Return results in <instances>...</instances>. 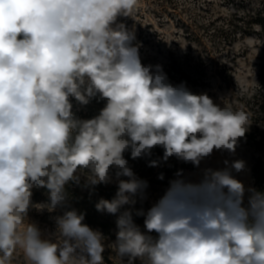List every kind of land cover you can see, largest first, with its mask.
Listing matches in <instances>:
<instances>
[{"label":"clouds","instance_id":"9594fccd","mask_svg":"<svg viewBox=\"0 0 264 264\" xmlns=\"http://www.w3.org/2000/svg\"><path fill=\"white\" fill-rule=\"evenodd\" d=\"M137 6L0 0V264H11L18 248L30 264H104L102 233L75 210L56 217V242L33 223L22 227L34 188L49 190L41 208L53 211L81 177L87 188L117 185L96 209L117 216L113 248L128 264H264V192L233 176L243 160L205 169L199 183L170 181L151 208L135 212L144 231L134 222L132 206L148 184L124 153L135 160L160 147L163 156L150 167L170 157L198 167L214 151L234 153L251 123L243 106L221 108L171 84L162 66L142 64L134 32L116 23ZM72 98L105 105L75 120Z\"/></svg>","mask_w":264,"mask_h":264},{"label":"rangeland","instance_id":"374dc122","mask_svg":"<svg viewBox=\"0 0 264 264\" xmlns=\"http://www.w3.org/2000/svg\"><path fill=\"white\" fill-rule=\"evenodd\" d=\"M138 0V6L132 16L117 18V24L125 25L126 29L134 32L133 45L138 46L142 64L151 65L153 62H168L171 57L183 58L191 53L197 56L199 51L207 58L206 51L199 44L201 41L194 38L195 35L202 38L209 49L213 50L214 58L220 62L228 63L233 67L231 75L234 79L228 80V69L217 63L209 62L208 83L194 89V94H207L215 104L237 111L239 103L238 95L243 90H252L257 87V74L264 62V37L259 33L247 35L238 39L233 47L220 49L212 37L213 27L207 26L210 20L216 24L221 22L219 16H225L239 9L241 12L258 8L259 0ZM241 7H238V4ZM235 8H234V6ZM202 24L205 26L203 28ZM190 28L187 31V28ZM260 31V26L256 27ZM191 45L193 48H190ZM225 77H227L225 79ZM264 156V152L257 151L240 138L234 153L214 151L210 157L200 162L198 167L189 168L176 179H182L189 183H199L205 169H222L224 161L243 160L245 168L241 172L233 170V176L240 180L245 188H253L252 167L255 159ZM32 191V204L24 218L23 226L28 223L35 224L44 239L52 242L57 240L56 217L65 212L57 207L53 211L41 208L48 202L49 195ZM247 199V193L246 198ZM90 227V226H89ZM92 228V227H90ZM93 230H96L92 228ZM97 231V230H96ZM100 232V231H99ZM102 233V232H101ZM105 250L102 253L104 264H128L127 258L121 260L115 253L113 245L116 238L102 233ZM108 257L112 263L106 261ZM11 264H30L22 249H17ZM134 264H140L136 260Z\"/></svg>","mask_w":264,"mask_h":264},{"label":"trees","instance_id":"16d2710c","mask_svg":"<svg viewBox=\"0 0 264 264\" xmlns=\"http://www.w3.org/2000/svg\"><path fill=\"white\" fill-rule=\"evenodd\" d=\"M240 2L238 0H232L231 2ZM242 3L238 4L241 7ZM234 6V5H233ZM235 8V6H234ZM221 19L219 24L210 20L207 26L213 27L212 37L215 43L220 49L226 47H233L235 42L247 35L259 33L264 37V0H259L258 8L243 11L234 9L228 15L219 16ZM203 28L205 26L202 24ZM260 26V31L256 30ZM189 31V27L187 28ZM206 29V28H205ZM196 39L201 41L199 44L206 51L207 58L199 51V54H195L189 51L185 57H171L168 62H153L151 65H160L164 73H166L168 81L175 85L183 83L191 92L198 86L207 85L208 83V68L209 62L215 64L220 63L225 69H228V80L234 79L231 75L233 67L228 63L220 62L214 58L213 50L202 43V38L195 35ZM190 48H193L191 45ZM208 59L210 60L208 62ZM225 77V79L227 78ZM258 85L252 90H243L238 95L239 103L237 109L243 106V109L251 113L250 125L242 137L244 141L253 146L257 151L264 152V62L261 65L260 71L257 74ZM72 114L75 120H87L95 117L99 114V111L104 107L105 101L99 98H93L88 104H81L74 98L71 99ZM163 156V149L156 147L152 150L151 156L141 157L133 160L130 152L124 153L125 159L128 160L129 167L132 168L138 178L147 181L148 187L144 190L143 198L137 197V203L132 206L134 222L140 226L144 231V217L136 216L137 210L143 209L145 212L151 208L168 189L170 181L175 180L177 173L182 174L186 169L195 168L192 163H185L175 157H170L167 162H161L157 167H150V160H160ZM84 174V173H80ZM163 174V179H159V176ZM181 174V175H182ZM253 174V188L258 191L264 192V156L260 155L255 159L252 167ZM180 175V176H181ZM84 178L81 177L80 184L69 183L65 186L68 193V199L65 205L59 206L64 212L75 210L77 214H83L84 220L82 223L100 231L108 236L116 238V215L108 214L107 212H100L96 209V204L100 199L111 200L117 191V185L115 182L109 184H100L94 188H87L83 186ZM34 193L41 194L40 196L49 195L47 188H34ZM247 199H245V203ZM129 208V206H125ZM124 209H121L123 211ZM153 235H155L153 233ZM106 261L112 263V261L105 257ZM119 264V263H118Z\"/></svg>","mask_w":264,"mask_h":264}]
</instances>
